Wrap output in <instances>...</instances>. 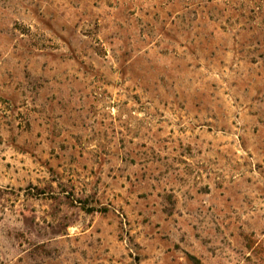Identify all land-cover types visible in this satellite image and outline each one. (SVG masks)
Wrapping results in <instances>:
<instances>
[{
    "label": "rangeland",
    "instance_id": "374dc122",
    "mask_svg": "<svg viewBox=\"0 0 264 264\" xmlns=\"http://www.w3.org/2000/svg\"><path fill=\"white\" fill-rule=\"evenodd\" d=\"M0 264H264V0H0Z\"/></svg>",
    "mask_w": 264,
    "mask_h": 264
}]
</instances>
